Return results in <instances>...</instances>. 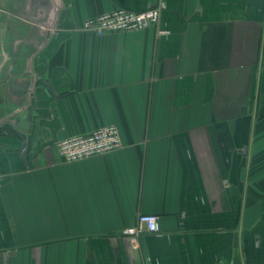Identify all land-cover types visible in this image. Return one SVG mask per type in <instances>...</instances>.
Masks as SVG:
<instances>
[{"label":"crops","instance_id":"obj_1","mask_svg":"<svg viewBox=\"0 0 264 264\" xmlns=\"http://www.w3.org/2000/svg\"><path fill=\"white\" fill-rule=\"evenodd\" d=\"M108 124L122 148L62 159ZM0 170V264H264V0H0Z\"/></svg>","mask_w":264,"mask_h":264},{"label":"built area","instance_id":"obj_2","mask_svg":"<svg viewBox=\"0 0 264 264\" xmlns=\"http://www.w3.org/2000/svg\"><path fill=\"white\" fill-rule=\"evenodd\" d=\"M163 8V2L140 12L126 8H116L87 19L82 29L102 36L108 33L134 31L158 26ZM56 145L62 159L72 162L120 149L123 147L124 142L119 126L108 124L88 133L61 139ZM3 182L4 174L0 170V187ZM159 231L160 223L157 215L140 214L137 223L129 227L125 234L137 236L143 232L157 233Z\"/></svg>","mask_w":264,"mask_h":264},{"label":"water","instance_id":"obj_3","mask_svg":"<svg viewBox=\"0 0 264 264\" xmlns=\"http://www.w3.org/2000/svg\"><path fill=\"white\" fill-rule=\"evenodd\" d=\"M44 88H47L49 91H51V93L54 96H57V92L55 91L54 87L52 86V84L50 82H47L44 86ZM27 143H29V138L28 140H26V142L22 143V147H24ZM27 154V150H24V152L22 153L23 156H25Z\"/></svg>","mask_w":264,"mask_h":264}]
</instances>
